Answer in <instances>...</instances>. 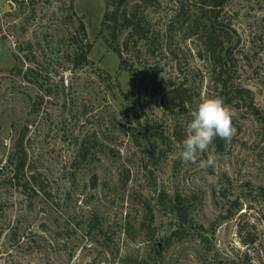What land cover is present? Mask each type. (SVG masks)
I'll list each match as a JSON object with an SVG mask.
<instances>
[{"label":"rangeland","instance_id":"obj_1","mask_svg":"<svg viewBox=\"0 0 264 264\" xmlns=\"http://www.w3.org/2000/svg\"><path fill=\"white\" fill-rule=\"evenodd\" d=\"M206 3L141 5L150 36L123 51L134 75L110 48L106 0H0V264H264V0ZM216 17L222 67L205 33ZM86 42L90 63L75 68ZM208 97L232 99L236 133L200 169L179 152Z\"/></svg>","mask_w":264,"mask_h":264},{"label":"trees","instance_id":"obj_2","mask_svg":"<svg viewBox=\"0 0 264 264\" xmlns=\"http://www.w3.org/2000/svg\"><path fill=\"white\" fill-rule=\"evenodd\" d=\"M135 1L139 2L134 3ZM148 3H150V0H106L107 10L104 15L102 25L110 32V48L118 54L121 67L128 71H130L131 67L128 69L127 62L123 56V51L129 49L130 45L137 46L140 41L148 39L150 36V25L146 17L142 14V12H140L141 5H147ZM206 5H210V7H213V10H216L218 7L223 6V0H212L211 4L206 3ZM215 19L216 20L210 22L207 28L205 27L206 40L208 42L207 49L211 51L214 61L220 65V67H222L223 65H226L225 58L227 57L228 52L226 51L224 42L222 40L223 32L220 28L221 23L217 22V17ZM79 28L82 31L84 37L87 38L86 28L83 21L81 20ZM123 32H127V36L122 46H120L118 44L119 37ZM91 48L92 44L90 42H86L85 45L79 43L76 45V50L74 52L72 61L75 68H80L90 63L88 55L91 51ZM132 74H134V72ZM133 81L134 80L131 81L132 85ZM220 81L222 83V87L227 89V79L220 78ZM237 90L238 92L244 91L241 89ZM183 93V89L176 87L171 90V92H169V96H165L164 100H167V102L171 103V105H177L176 100L182 98ZM225 103L231 105L233 101L229 98L225 100ZM24 134L25 133H23L22 137L16 143L14 153H12L8 159L10 163L14 165V170L17 172L21 170L23 171L26 162V152L22 143ZM82 155L84 159H86L87 152L83 153ZM173 208L182 224L186 223L188 221L189 211L185 200L178 196L174 202ZM185 234L186 233L184 230H176L172 232V236L179 238L184 237Z\"/></svg>","mask_w":264,"mask_h":264},{"label":"clouds","instance_id":"obj_3","mask_svg":"<svg viewBox=\"0 0 264 264\" xmlns=\"http://www.w3.org/2000/svg\"><path fill=\"white\" fill-rule=\"evenodd\" d=\"M190 116L179 158L184 164H195L200 169L214 168L218 155L210 153L206 159H201L200 154L206 152L217 137L227 141L235 135L232 110L223 98L208 97L201 100ZM207 182L219 188V177L210 175Z\"/></svg>","mask_w":264,"mask_h":264}]
</instances>
